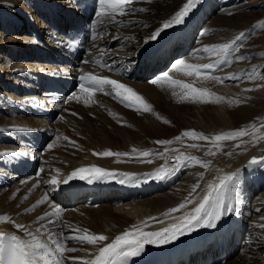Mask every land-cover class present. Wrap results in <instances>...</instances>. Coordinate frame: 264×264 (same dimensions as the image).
<instances>
[{
	"label": "bare ground",
	"instance_id": "1",
	"mask_svg": "<svg viewBox=\"0 0 264 264\" xmlns=\"http://www.w3.org/2000/svg\"><path fill=\"white\" fill-rule=\"evenodd\" d=\"M62 1H65L64 4L70 10L68 13L67 10L61 9ZM68 1L73 2V0ZM185 3L186 0H153V2L134 0L124 15L89 17L87 24L81 25L79 22L84 20L85 24L86 17L90 14L87 6L83 7L87 14L80 17V13H73L75 10L80 12L77 6L72 8L67 0H0V17L5 13L17 17L16 23L12 22V27L4 25L3 22L0 25V61L9 63L8 60L3 61L6 59L2 58L4 51L12 55L11 60H17L16 62L11 61L12 63L5 67L8 68L6 77L12 74L14 82H21L28 70L38 71L34 67L36 64L44 67L45 71L42 74L47 79L57 76L59 64L69 67V63L76 62L87 68L93 52L89 53L85 61L87 54L82 51L94 45L97 59L101 63L121 69L122 74L126 76L129 74L134 77L139 73L137 83L130 78H125L124 85L142 96L153 110L144 112L141 107L140 111H136L135 108L131 111V107L126 106V101L113 104L106 97L99 98L105 105L102 106L86 96L83 91H79L77 95L80 96V103L76 102L75 105L72 104L69 109L64 110V119L72 114L74 117H69L64 124L60 125L68 139L60 142L48 141L53 147L48 149L46 146L45 150L39 149V146L34 147L33 133L25 130L21 133L0 112V131L13 134L9 141L14 144L13 149L31 155L33 161L37 163L36 165L16 163L13 168L12 164L6 163L2 160L3 155H0V172L9 173L13 169L15 171L8 175L9 179L14 177L10 183H6L5 178H0V216L9 218L7 221H0V232L16 234L22 239H29L27 232L17 229L15 224L23 225L28 231L34 225L41 227V231L46 235L43 240H48L51 246H54L52 240H59L66 249H76L74 252L65 251L62 255L69 259V264H71L70 258H80L82 260L76 259L77 264H87L94 259L100 247L111 243L123 232L133 230L134 225L144 232H155L180 222L181 217L189 214L202 199L209 184L218 183L219 177L238 171L236 190L228 193L226 201L231 203L232 211L218 221L214 228L200 227L194 229L199 234L187 233L179 249L181 252L191 250L194 248L192 245L199 244V238L204 239V236L213 241L206 246L212 251L217 249L218 242L222 244L223 241L227 249H231L240 236V240L245 244V251L238 250L223 264H264V166L259 164L249 166L251 158L264 157V137L258 139L264 132V72L260 73L262 68L264 69V48H261L264 46V24L261 23L264 22V0H199V3L189 12L183 23L190 24L189 21L200 5L203 3L206 6L196 21L198 26L205 22V14H208V17L215 15L202 29L214 33L198 38V44L202 41L201 44L196 46L192 54L184 59L188 64L203 65L202 46L205 48V46L221 44L227 39L233 41L241 33L243 37L236 40L232 47L235 50L231 52L233 54L230 57L228 68L235 70L233 76H231L232 70L221 72L216 66L212 68L210 75L219 82L210 79L209 75L202 74L200 77L203 81L199 84V76L196 81L195 74L190 76L184 70L177 71L172 68V72L168 74L173 80H180L191 84L194 88L207 89L209 92L208 96L202 97L203 99L182 100L180 97L188 90L181 86L162 81L156 84L151 83L153 79L158 78L157 76L146 80L154 69L163 64L161 61L167 57L169 52L167 49L161 57L149 60L148 64L145 58L139 62L133 53L145 44L165 21L170 20ZM50 6H53L57 13H50L46 9ZM146 11L148 14L139 15ZM28 18L32 24L26 23ZM48 20L52 21L51 24ZM21 22H24L23 26H19ZM57 25L60 26L57 28ZM246 32L252 37L246 35ZM4 35L8 36L11 41L3 43L1 37ZM245 37L249 40L243 46ZM8 42L14 43H12L13 49L7 47ZM85 42L89 45L79 50ZM121 43H126V47L122 54L117 55L111 50V45ZM32 44L41 45L43 48L39 54L40 57L37 56L36 61L22 62L24 58L29 59L34 56L30 52ZM183 45H186L184 40L180 47ZM238 46L242 48L239 49ZM76 47L81 52H77ZM251 47L258 48L248 51ZM106 48L108 51L105 53ZM211 52L214 53V51ZM103 53L105 54L102 55ZM238 55H244L247 58L237 60ZM2 62L0 64V97H3L4 103L0 99V106L4 107L6 103L7 105L11 103L8 102L9 97L5 96H14V92H12L13 83L7 84L1 78L2 72L6 70L1 69ZM155 62L159 65L151 66ZM22 65L26 66L20 67ZM258 65L261 67L256 69ZM222 77L224 83H220ZM250 77L255 78L256 85L261 84L258 90L254 89L249 82ZM241 78L244 79L239 82ZM221 84H227V86ZM24 86L28 88L29 84L25 82ZM224 87L248 92L244 95L239 92L232 94L222 90ZM48 90L55 93L50 86ZM7 91L11 92L7 95ZM111 93L115 94V90L111 89ZM24 95L28 93L22 96ZM217 97H220V101L222 100L225 105L226 110L223 116L214 111L218 102ZM11 105L21 107L20 101L16 99ZM93 108L106 117L105 121H103L104 117L101 119L100 115L93 111L95 110ZM128 111L135 114V119L133 114L130 115L131 112L127 113ZM77 112L82 115L92 112L94 114L91 116L94 122L93 127L87 124L90 128L86 127L80 120L81 118L77 117ZM106 112H109L108 115ZM156 114H159L160 118ZM11 116L17 117L14 111H11ZM145 118L149 119V122L146 120L148 123L144 122ZM164 119L169 122L165 123ZM98 127L104 132H100ZM238 129H245L247 135L237 136L232 140L213 141L211 139L217 134ZM186 130L202 133L209 139L183 137L182 133ZM105 133L108 134L107 137ZM34 135L42 136L43 134L38 132ZM102 135H104V140H100L103 139ZM178 136L181 137L180 140L175 139ZM65 140L76 142L77 146L72 142V147H67L63 143ZM159 140L172 141V143L159 144L157 143ZM193 144L197 147H192ZM133 149L137 151L133 152ZM75 150L85 151L86 154ZM106 150L129 155L99 156L94 154ZM144 150L149 151L148 156L139 154ZM189 157H196L201 163ZM2 161L4 165H1ZM204 162L208 163L207 167L203 166ZM245 163L247 166H244ZM91 166L120 171L102 178L111 183L109 189L115 206L103 205L101 201L106 196L98 194L95 196L100 201L96 206L90 203L94 198L91 197L90 201L81 198L73 208L65 207V198L68 197L61 194L64 181H68V177L74 170ZM161 168L168 175L164 179H157L155 178L157 170ZM125 174L133 175L130 177ZM115 176L132 181L131 192L124 190L118 193L121 188L118 187L119 181L113 179ZM53 179L57 183L53 184ZM194 185H199L195 192H193ZM134 186L138 188L137 191H133ZM27 190L32 196H29ZM126 193L133 201L119 206L117 198ZM45 196L47 199H44ZM41 200L44 202L38 204L37 202ZM186 201L190 202L186 203L183 209L169 213V209ZM57 207L60 209L59 213L53 211ZM45 213L49 215L45 216ZM150 217L154 219H149ZM224 228L225 231H223ZM225 232L230 237H226ZM50 233L58 236V239L52 237L50 240ZM84 235H104L108 239L92 244L71 238ZM162 252L164 249L160 245L159 253ZM206 255L205 250L196 257L191 254V262L220 264L217 259L213 260L212 257H206Z\"/></svg>",
	"mask_w": 264,
	"mask_h": 264
},
{
	"label": "snow or ice",
	"instance_id": "2",
	"mask_svg": "<svg viewBox=\"0 0 264 264\" xmlns=\"http://www.w3.org/2000/svg\"><path fill=\"white\" fill-rule=\"evenodd\" d=\"M133 0H99V4L101 5L100 11L96 13L97 16H102L109 13L119 12L121 15L125 13L127 10V6L132 4ZM199 3V0H186V3L183 7L174 14V16L165 21L161 28L157 29L149 39L156 40L160 33L165 29H168L174 25H179L184 22L185 17L189 14V12ZM264 24V22H261ZM98 35V34H97ZM243 37V33L240 36L236 37L231 43H221L217 45L205 46L206 50L211 48L215 51H218L220 54L227 56L229 51L232 48V45L236 40H239ZM247 57L244 55H238L236 57L237 60H244ZM213 64H203V65H194L188 64L184 59H177L172 68L181 71H186L187 75L201 76L202 70L212 68ZM207 78V76H205ZM81 81L87 79L88 84L81 83L80 89L81 91L88 94L89 97L93 94L94 91L97 90V86L110 85L114 90L115 94L118 97H123V99L127 102L128 107L135 108L136 111H140L141 107L144 112H150L152 110V106L148 104L142 96L136 93L131 88H128L124 84L119 81L112 80L108 77H98L91 73H88L86 76L80 78ZM158 81H162L165 83H170L172 85H179L183 89H186L183 96L180 99H197L200 97H205L209 95L207 89H199L194 88L191 84L184 83L180 80H173L168 72H164L157 79H153L151 83L156 84ZM125 93L127 95H125ZM174 95L176 93H173ZM71 97H69L70 99ZM221 98L217 97V101ZM158 118L159 114H156ZM165 123H168L166 119H164ZM247 135V131L245 129L234 130L233 132L221 133L217 134L211 139L213 141H223V140H232L237 136ZM183 137H192L194 139L199 138L203 140L209 139V137L204 136L202 133H197L194 130H186L182 133ZM176 140H180L181 137H175ZM159 144H169L172 141L159 140L157 141ZM53 145L50 143L47 145L48 149H51ZM192 147H197V145L193 144ZM136 149H133V152H136ZM99 156H127L128 153H113L111 150H106L100 153H94ZM142 156H148L149 151L144 150L139 153ZM0 155H12L17 156L20 153H11L4 152L0 153ZM190 159L197 160V163H201L196 157H189ZM150 162V161H149ZM259 164L264 166V157H253L249 161V166ZM204 167L208 166L207 162L203 163ZM163 173V175H160ZM86 174L88 176H92L96 179H102L105 176L113 175V173L108 170L98 167H81L74 170L71 175L68 177V180L73 178L85 179ZM128 176H132L133 174H125ZM168 175L167 172L163 168L157 170L156 177L157 179H164ZM239 173L234 172L228 175H223L219 177V182L215 184H209L207 187L206 193L203 195L202 199L198 202V204L192 209V211L181 217V221L179 223H173L167 228H162L159 231L155 232H144L137 228V226H133V230L125 231L122 234L115 237L111 243L104 244V246L100 247L98 253L95 255L94 259L87 262V264H126V261L129 257H135L141 254L143 251L145 244H167L171 241L178 239L179 236L184 235L186 232H192L195 228L200 227H208L214 228L217 226V222L221 221L225 215L232 211L231 203L227 201V195L229 192H233L236 190V185L238 182ZM67 183V180L64 181ZM121 183L124 181L121 180ZM52 183L55 184L57 181L55 179L52 180ZM199 185L193 186V192H195L196 188ZM47 199V196L44 197ZM44 200L38 201L37 203H43ZM190 201H186L185 203H181L175 208L169 209V213H175L180 209L185 207V204ZM35 206H33L34 208ZM53 211L55 213H59L60 209L54 208ZM49 215L45 213V216ZM167 215V213H165ZM9 218L7 216H0V221H7ZM43 219V217H40ZM149 219H154L150 217ZM17 229H22L27 232V236L29 239H22L20 236L16 234H7L4 232H0V264H60V259H57V256L63 255L65 251H76V249H66L64 244L59 240H52V234H49V239L52 240V247L50 244L42 241L37 236H35L31 231H28L23 225L15 224ZM43 227V226H42ZM86 231V230H85ZM72 239H79L82 242H88L95 244L99 241H106L108 238L104 235H84L79 237H71Z\"/></svg>",
	"mask_w": 264,
	"mask_h": 264
},
{
	"label": "rangeland",
	"instance_id": "3",
	"mask_svg": "<svg viewBox=\"0 0 264 264\" xmlns=\"http://www.w3.org/2000/svg\"><path fill=\"white\" fill-rule=\"evenodd\" d=\"M200 24H201V23H200ZM259 26H261V24H259ZM9 29H10V28H9ZM7 34H8V33H7ZM5 37L8 38V36H6V35H4L3 37H1V39H3V43H5V42L8 41V40L5 39ZM53 37H54V36H53ZM8 39H9V38H8ZM10 41H11V39H10ZM231 42H232V40H228V41H224L223 43H231ZM244 45H245V44H243V46H244ZM232 47H233V45H232ZM0 48H1V47H0ZM238 48L241 49L242 47H241V46H238ZM257 48H258V47H251V48L248 49V51H250L251 49H252V50H255V49H257ZM261 48H264V46H262ZM232 49H233V48H232ZM232 49L229 51L230 54H233V53H231V52H234ZM1 51H2V50H1ZM211 51H214V53H212ZM2 54H3L2 58L4 57V58H6V59H4L5 61H6V60L9 61V63H7L8 65H6V66H9L10 63H12L13 61H14V62L17 61L15 58H13V59H15V60H11L12 55L10 56V54H7V51H4ZM208 55H210V56H208ZM208 55H207L208 57H212V56H213V58H214V59L212 58L210 61H213V60H215V59H219V62H220V69H221V70H232V71H231V76L234 75L235 70H233V68H226V67H224V65L222 64V58H221V57H222V54H220L218 51H215V50H213V49H210V50L208 51ZM215 55H216V56H215ZM9 57H10V59H9ZM220 59H221V61H220ZM255 60H257V59H255ZM5 61H4V62H5ZM11 61H12V62H11ZM1 62H2V61H0V64H1ZM2 63H3V62H2ZM3 64H4V63H3ZM6 66H5V67H6ZM261 66H263V65L261 64ZM261 66L258 65V66L256 67V69H259ZM4 69H6V70H5V72H2L3 74H1V78H2V80L4 79L3 81H5V83H7V84H8V83H9V84H10V83H13V81H14V78H12L13 75H12V74L9 75V77L12 78L11 80H13V81H10V80L7 81L8 79L6 80V78H8V77H6L5 75H6V73H7L6 71L8 70V68H4ZM2 70H3V69H2ZM221 72H224V71H221ZM263 72H264V69L262 68V71H260V73H263ZM228 73H229V72H228ZM3 77H4V78H3ZM252 78H253V77H250L251 81H250V79H249V82L254 86V89L258 90V86L261 85V84L256 85L255 82H254V81H255V78H253L254 80H253ZM224 86H227V85H224ZM228 86H229V85H228ZM254 89H253V91H256V90H254ZM6 90H7V88H6ZM8 90H9V89H8ZM10 90H11V89H10ZM222 90H225L226 92H230V93H232V94H237V92H239V93L242 94V95H244L245 92H248V91H245V92H244L243 90H241V91H237V90H234L232 87H224V88H222ZM10 92H11V91H7V95H8ZM13 95L16 96L14 93H13ZM22 95H23V94H22ZM22 95H19V96H22ZM212 98H213V97H212ZM0 99H1V100L3 101V103H4V100H3L2 98H0ZM13 101H14V100H13ZM213 101H214V100H213ZM217 103H218V104H217ZM217 103H216V105H215L216 108L214 109V111H215V113L217 112V114H218V112H219L220 115L223 116L224 113H225L224 111L226 110L225 107H224L225 105H224V103H223L222 100H221V101L219 100ZM220 103H221V104H220ZM6 104H7V103H6ZM93 109H95V110H93V111H95L97 114H99V113H98V110H97L96 108H93ZM132 109H133V108H131L130 110L133 111ZM216 109H217V110H216ZM131 111H130V112H131ZM130 112L128 111L127 113L130 114ZM91 113H92V112H91ZM134 113H137V112H134ZM132 114H133V113L131 112L130 115H132ZM99 115H100V114H99ZM130 115H129V116H130ZM134 115H135V114H133V116H134ZM100 117H101V119L104 117L103 121H105L106 117H105L104 115H100ZM130 117H131V116H130ZM133 118L135 119V116H134ZM7 119H8V118H7ZM10 119H14V117L11 116ZM86 119H87V120H86ZM90 119H91V116L89 115V113H87L86 115H83V117H82L80 120H82V122L85 124L86 127L90 128L89 126L93 127V124H94L93 120H92V119L90 120ZM146 120H148V122H149V119H148V118H145V119H144V122L148 123ZM86 124L89 125V126H87ZM98 130H100V132H102V133L104 132V131H102L99 127H98ZM263 135H264V132L262 133L261 137H258V139L263 138V137H264ZM105 136L107 137L108 134L105 133ZM67 137H68V136H67ZM103 137H104V135H102V138H103ZM109 137H110V136H109ZM131 137H132V135H131ZM132 138H133V137H132ZM107 139H109V138H107ZM100 140H104V138H103V139H100ZM65 141H66V140H65ZM65 141L63 142L64 144H66ZM72 142H73V141H72ZM72 142H70L72 145H73V143H74V145L77 146L76 142H73V143H72ZM107 142H109V141H107ZM48 144H49V143L47 142V145H48ZM66 145H67V144H66ZM67 147H69V146H67ZM70 147H72V146H70ZM43 150H45V149H43ZM75 151H76V152H79V153L82 152V154L85 153V151H81V150H75ZM85 154H86V153H85ZM263 186H264V185H263ZM263 190H264V187H263ZM68 260H69V259H67V264H69Z\"/></svg>",
	"mask_w": 264,
	"mask_h": 264
}]
</instances>
